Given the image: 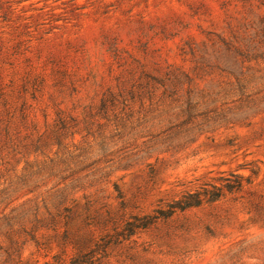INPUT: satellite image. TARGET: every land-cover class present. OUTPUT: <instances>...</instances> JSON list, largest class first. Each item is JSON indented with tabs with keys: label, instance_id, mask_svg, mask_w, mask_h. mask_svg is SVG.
Wrapping results in <instances>:
<instances>
[{
	"label": "rangeland",
	"instance_id": "374dc122",
	"mask_svg": "<svg viewBox=\"0 0 264 264\" xmlns=\"http://www.w3.org/2000/svg\"><path fill=\"white\" fill-rule=\"evenodd\" d=\"M263 34L264 0H0V264H264Z\"/></svg>",
	"mask_w": 264,
	"mask_h": 264
},
{
	"label": "trees",
	"instance_id": "16d2710c",
	"mask_svg": "<svg viewBox=\"0 0 264 264\" xmlns=\"http://www.w3.org/2000/svg\"><path fill=\"white\" fill-rule=\"evenodd\" d=\"M263 38H264V34H263ZM261 43H264V41H262ZM229 47H231V46L229 45ZM234 49L243 58H245V60L261 58L263 53H264V52H258L257 50H255L254 52H250V50L245 49L243 47L241 48L239 46H235ZM236 82H237V88L241 92H243V91L245 92V90L247 88L246 83L242 80V78H240L239 75H236ZM207 195H210V196L207 198ZM218 196H219V194H217V193L215 194L212 192L211 193L210 192H204L202 194L196 193V192L195 193H189V194L183 195V197L181 199H178L176 202V205L174 207H176V209L184 210V209L189 208V207L198 206L204 200H206V201L214 200ZM140 225L144 226L145 224H140ZM137 226H139V225H137ZM130 229H133V228H130ZM88 259L89 258H88L87 254H78L70 260L69 264H88ZM59 264H62V263H59Z\"/></svg>",
	"mask_w": 264,
	"mask_h": 264
}]
</instances>
